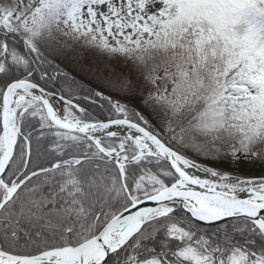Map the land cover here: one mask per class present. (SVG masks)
I'll return each instance as SVG.
<instances>
[{
	"label": "trees",
	"instance_id": "trees-1",
	"mask_svg": "<svg viewBox=\"0 0 264 264\" xmlns=\"http://www.w3.org/2000/svg\"><path fill=\"white\" fill-rule=\"evenodd\" d=\"M2 1L5 12L19 15L13 24L19 44L22 43L24 48L31 46L32 50L8 49L4 52L5 61L0 59L4 65L7 64L6 69L0 70V77H7L5 81H0V159L3 91L10 82L31 73L30 80L81 106L74 113L81 121L96 122L112 118L132 120L171 149L196 162L214 161L235 171L249 169L264 173V96L260 92L264 86V69L259 62L251 71L246 66L250 62L248 43L243 40L246 34L239 31L238 36L242 39L235 38L239 43H234L232 52H223L219 60L215 59L217 65H210L218 68L222 64L228 69L225 77L228 83L224 92H219L217 96L210 91L209 82L202 90H188L181 82H177L175 89L170 88L161 94L165 97L163 102L158 101V97L153 98L151 94L160 98V88L164 87L163 74L150 78V74L142 73L140 69L141 64L156 63L158 57L171 54L177 44L183 43L181 49L189 50L184 41L179 43L173 39L177 33L175 28L179 27L181 21L184 26L204 24L213 33H218L225 26L226 20L236 22L232 25L239 30L241 26L246 28L243 23L249 25L250 21H256L259 27L264 25V20L261 22V17L257 15L255 18L245 1L204 0L215 5L218 12L222 13L221 22L217 16L209 15L208 10L206 17L204 15L197 20L196 7L191 5L203 0H173L181 13L176 11L173 15L166 8L158 16L160 20L166 19L169 23L175 18V23L168 26L169 34L165 32L167 28L154 30L156 32L148 30L152 29L148 25L155 22L144 15L150 11V0H125L127 9L121 10L124 2L122 7H118L120 18L117 17L115 21L105 19L107 23L110 22V28L106 30L102 27L95 29L94 21L88 26L84 13L86 8L92 9V5L101 0H46L44 3H49L52 23L44 22L46 24L42 25L37 21L32 28H27L25 22L35 11L39 12V0ZM212 11L215 12L213 8ZM130 23H133L134 32L129 31ZM116 27L119 29L116 30ZM50 28H55L71 39L89 42L91 46L96 45L94 40L98 43L95 47L103 55V60H119L121 65H126V72L112 68L117 73L118 78H115L104 71L102 74L106 82L103 83L77 76L72 69L80 64V54L67 51L69 57L65 56L63 49H59L62 55L59 61H55L52 55L56 50H53L54 53L50 49L47 53L42 51L48 44L55 42V36L47 31ZM144 30L155 35H143ZM216 40L211 38L203 41L202 47L207 56L213 52L212 57L216 58L218 52L211 48ZM48 64L65 73V79L62 78L63 73L55 71ZM129 65L132 68L136 66L134 71ZM127 69L135 77L138 76L136 81H128L127 84L131 86L129 89H132L130 92L124 88L125 80L121 81L128 75ZM235 71L238 74L233 78L232 73ZM101 94L108 97H101ZM91 95L98 104L94 103V108L90 105ZM99 102L104 106L99 105ZM41 111L38 104L17 114L15 152L3 180L10 185L19 183L32 173L42 172L25 180L1 207L2 251L17 256H31L51 249L78 245L95 235L113 216L129 206L132 200L141 199L158 190L145 194L141 191L135 193L130 181L150 172L157 173V179L162 181L163 187L176 181L169 166L153 157H143L126 165L125 176L122 178L118 167L110 161L102 160L92 142L56 130ZM100 145L106 149L118 148L129 159L138 154L136 146L128 138L106 139ZM4 196L5 190L0 187V202ZM172 227L175 230H171ZM150 262L264 264V237L246 220L235 219L221 225L204 227L193 223L183 212L175 210L146 223L109 257L106 264Z\"/></svg>",
	"mask_w": 264,
	"mask_h": 264
},
{
	"label": "rangeland",
	"instance_id": "rangeland-1",
	"mask_svg": "<svg viewBox=\"0 0 264 264\" xmlns=\"http://www.w3.org/2000/svg\"><path fill=\"white\" fill-rule=\"evenodd\" d=\"M33 1H35V0H33ZM36 1L38 2V0H36ZM45 1L46 0H39V4H38L39 12L35 11L34 15H30L28 17L27 21L25 22L26 23L25 26L27 28L31 27L32 25L37 23V21L41 22L42 25L46 24L44 22H51L52 23L51 16H49V8H48L49 3L45 4L44 3ZM111 1H113V3ZM138 1H144V0H138ZM243 1H245L246 5L248 7H250L251 11L255 15V18H256V15L258 16V18L261 17V22H262L264 20V0H243ZM2 3H3V1L0 0V59L2 58L4 60L5 59L4 56L6 53L5 51H7L8 49L19 50V51H21V49H28V50H32V49L31 48L29 49V47L24 48L22 43L19 44V39H17V37H16L18 33L16 32V29L13 26V24L16 22V19L19 18V15L15 12H12V13L5 12ZM122 3H123V8H121V10L125 11L127 9V8L125 9V5L127 4V1L125 2V0H123V1L122 0H101L100 3H96V4L92 5V7H91L92 9H90V7L86 8L84 13H85V18L87 19V21H86L87 25L90 26V24H92L94 21L95 22L94 23L95 29H97L98 27H102L104 30H106L107 28H110L109 27L110 22L108 21V23H107L105 19L111 18L115 21L117 19V17L120 18V14L117 13V11H118V7H120ZM191 6L196 7L197 20L199 19V17H204V15L206 17V15H207L206 10H208L209 15H212L213 17L217 16V18L221 19V22H222V19H223L222 13L218 12L215 5H211L207 1L203 0V1H198L197 3H195V5H191ZM166 8H169L170 9L169 11L174 15V13L176 14V11H178V4L175 3L173 0H150V11L146 12L144 14V15H147L150 17L149 20L155 21L152 24L148 25V27L152 28V29H148L150 32H153L154 30L158 31V30H162L163 28L164 29L167 28L168 31H165V32H167L169 34L170 29L168 28V26L175 23V21H176L175 18H173L174 16H169V17L173 18V19L170 18L172 20L171 23L167 22L166 19L160 20V18L158 17L161 15V13ZM212 8L215 10L216 13L214 11H212ZM82 9H84V8H82ZM178 12L181 13L180 9ZM41 14L46 15V16L44 17ZM92 14H94V15L92 16ZM190 15H192V14H190ZM90 16H92V17H90ZM54 17H56V16H54ZM155 18H159V20H155ZM209 19H211L210 16H209ZM212 19L214 20V18H212ZM149 22H151V21H149ZM242 23L243 22H241L240 24H242ZM232 24H237V23L234 21L228 22V20H226L225 26H223L220 30H218V33H213L212 29L204 26V24L203 25L197 24V25H193V26H190V25L184 26L183 22L181 21L179 27L175 28L177 30V33H175L176 35L173 36V39H175L179 43H182L184 41L185 45L188 46L189 50L181 49L180 46L183 45V43L180 45L177 44L175 46V50H173V52L171 54H166L165 57L164 56L158 57L157 62H156L157 64L151 62L150 64L145 63V64H141L142 66H140V69H142V73L146 72L148 75L150 74V78L155 77V76L159 75L160 73L163 74L162 76H163V80H164V83H163L164 87L160 88L161 89L160 90V98L156 94H151L152 97L153 98L158 97L156 100H158V101L161 100L163 102L165 97H162L161 94L167 92V90H170V88L175 89L177 82H181L186 87V89H188V90L205 89L208 86V82H209L211 85V89H212L210 91H212V94L214 96H217L219 92H220V94H222L224 92V87L228 83V79L225 78L227 76L228 69H227V67L223 66L222 64L220 66H218V68H216L214 66L210 67V65L211 64L217 65V63H218L217 60H219L221 55H223V52H225V53H229V52L231 53L232 52L231 50H233L232 46L234 45V43L235 44L239 43L238 41H235V40L238 38L242 39V37L238 36L239 31H242L244 34H246L243 40H244V43H248L247 53L250 55V56H248L250 59V62L248 61L249 63L246 66L249 68V71H251L255 66H257V62H259L260 67H262L264 69V25L261 24V27H259L258 23L256 21H250L249 25L243 23V25H245L246 28L241 26L242 29L239 30L238 27H235V26L233 27ZM132 25H133V23H130V27H129L130 32H134ZM115 29L118 30L119 28L116 27ZM47 31L52 32L53 37L55 36L54 37L55 42H54V44H48V47L43 48L42 51L47 53L48 49H50L49 50L50 52L51 51L53 52V50H56V53H54L55 52L54 51L53 52L54 55H52V57L54 58L55 61H57V59L59 61V59L62 55V52L59 51V49L60 50L63 49L62 51H63V53H65V56L67 55L66 54L67 51H71V52H74L76 54H80V57L78 58V61H80V64L78 66L75 65L74 69H72L77 76H82L84 79H87L88 81L94 80V81H99V82L103 83L104 81L106 82V79L102 74L104 71L107 72L106 74L113 75L115 78H118V77H116L117 73H116V70L112 71V68L120 69L121 72H126V68H125L126 65H124V66L121 65L122 63L119 62V60H113V59H108V61L103 60L104 59L103 55L95 47V46H98L97 45L98 43L95 42L94 40H93V42L96 45L91 46V45H89L90 44L89 42L84 43V42H81L79 39L75 40V39H71L69 37H66L65 34L60 33V31H57L55 28H50V30H47ZM154 32H156V31H154ZM115 33L118 35L117 31ZM146 34L148 36L149 35H151V36L155 35V33L148 34L145 31V33H143V35H146ZM211 38L214 40L217 39L211 45L212 46L211 48H214L215 51L218 52L216 58L212 57L213 52H212V54L207 56V52L203 50V47H204L203 41L206 39H211ZM67 56H69V55H67ZM215 59H217V60H215ZM242 64H243V61H242ZM48 66H52V67H54L55 71H57V72L59 71V73H63V72H61V70L59 68L57 69L53 65L48 64ZM129 67H130V69H132V71H134V69L136 68V66H134L135 68H132L130 65H129ZM6 68H7V64L4 65L1 61L0 62V70L3 71ZM241 69H244V68H241ZM241 69H239V72L241 71ZM132 71L128 70V75H126V77L124 79H121L122 82L125 80L124 81V86H125L124 88L128 92H130L132 90V89H129L131 86H129V84H127L128 81H132V80L136 81L135 79L138 77V76L135 77V75H133ZM236 71H235V73L230 72L233 74L232 75L233 78L238 74V72H236ZM63 74H64L63 75L64 77H62V78L65 79L66 74L65 73H63ZM229 78H231V76ZM6 79H7V77H5V76L0 77L1 82L5 81ZM70 79L71 78H69V80ZM32 82H34V81H32ZM34 83H36V82H34ZM262 87L263 88L260 92L264 96V86H262ZM26 90H28V89H26ZM28 91L31 92V90H28ZM82 92H84V91L82 90ZM190 93H192V92H190ZM33 94L34 93L29 94V95H22L21 94L17 97L14 96L12 98L13 111L16 113L17 110L20 109L23 105L31 106L33 103H36L37 98H35V96ZM87 95L88 94H86V96ZM101 95H103V94H101ZM105 97H108V96H105ZM94 103L96 104L97 100H96V98H93L91 95V104L90 105H93L92 108H94V106H95ZM101 104H102V106H104L103 103L99 102V105H101ZM87 105H89V103H87ZM96 105H98V104H96ZM179 105H182V104H179ZM77 106H79V105H77ZM79 107L81 109V106H79ZM55 109H56V114L58 116H60L61 118L68 119V120H74L76 122L78 121V120H76V117L72 114L71 110H69L66 105L56 103ZM41 112L44 113V110ZM15 113L13 114V118H12V131H13L14 137H15V134L17 132V128H16L17 118H16V122H15V116H16ZM44 115H45V113H44ZM115 119H122V120H126V121H131L133 123H136V124L142 126L141 124H139L135 121H132V120H128V119H124V118H115ZM99 121H102V120H99ZM104 121H109V120H104ZM80 122L84 124L83 121H80ZM119 138H121V139L128 138L130 140V142L132 141V143L136 146V148L138 150V155L141 153H144V149L138 145L137 139L134 138L132 135L127 134V133H125V134L114 133V134H112V136H110V138H105L104 140H106V139L118 140ZM4 142H5V140H4V135H3L2 147H1L2 154H5ZM177 153H179V152H177ZM182 156H184V155H182ZM184 157L189 159L190 161H192L194 163H197L198 165H201L207 173H210L211 175H213L219 179L264 177V173L262 171H259V170L256 171V170L247 169L244 171H235V170L229 169L227 166H225L222 163H218V162H214V161H198V162H196L192 158H189L186 156H184ZM131 161L132 160H130L128 156H126L125 154H123V152H121L119 166L125 167ZM163 162L167 166H169L165 161H163ZM157 177H158V175L155 172L154 173L150 172V174H143L138 179L136 178V179L130 181L131 187L133 188L135 193L137 191H141V193H143V194H145L146 192H152V190L160 189L163 187V184H162V181L157 179ZM177 180L178 179H176L175 182H177ZM174 183H172L170 185H173ZM170 185H168V186H170ZM136 195H139V194H136ZM168 212H169L168 209H163V210L158 211L156 214L157 215L158 214H167ZM172 229L175 230L174 227H172L171 230ZM173 234L178 235L177 232L176 233L173 232ZM0 251H2V250H0ZM5 253H7V252H5ZM39 254H41V253H39ZM13 256H16V255H13ZM49 261H55V258H51ZM43 264H54V263L53 262H47V263H43ZM145 264H158V263L150 262V263H145Z\"/></svg>",
	"mask_w": 264,
	"mask_h": 264
},
{
	"label": "water",
	"instance_id": "water-1",
	"mask_svg": "<svg viewBox=\"0 0 264 264\" xmlns=\"http://www.w3.org/2000/svg\"><path fill=\"white\" fill-rule=\"evenodd\" d=\"M18 88H28L38 96L45 115L53 127L88 138L97 147H99L98 141L100 139L108 138L114 134L111 131L112 128L121 127L131 131L130 133H136L137 136L149 142L159 151V154L151 153L149 155L165 161L178 180L173 185L167 186L152 195L133 201L104 224L95 235L76 246L51 250L28 257H14L2 252L3 254L26 260V262H33L56 251L72 250L78 259L76 264H106L110 255L124 246L147 222L162 216V214L157 215L156 213L163 209L180 210L192 222L204 227L221 225L234 219H244L251 222L264 234V201L261 200L264 197V177L236 179L213 177L205 180L194 178L186 174L183 169L189 170L191 168L206 172L205 169L165 145L142 126L122 119L91 124H69L54 113V110L56 112L55 105L58 103L75 108V104L27 80H17L10 83L2 96V128L5 140V154H3L0 161V185L14 156L15 137L12 131V98L13 92ZM102 153L109 161L118 165L120 158L117 152L110 151L105 153L102 151ZM119 170L121 175H123L121 167ZM39 172L32 173L26 178L28 179ZM7 200L0 204V208ZM196 201L204 202L224 213L216 217L205 216L199 212L195 205ZM135 223L138 224L129 229L123 237H120L119 232L124 226H130ZM47 262L56 264L57 261L56 259L55 261L42 259L40 264Z\"/></svg>",
	"mask_w": 264,
	"mask_h": 264
},
{
	"label": "bare ground",
	"instance_id": "bare-ground-1",
	"mask_svg": "<svg viewBox=\"0 0 264 264\" xmlns=\"http://www.w3.org/2000/svg\"><path fill=\"white\" fill-rule=\"evenodd\" d=\"M15 97L19 96V95H29L32 94V92L26 90L25 88H18L17 90H15L14 93ZM54 113L56 114L55 110ZM65 121V119H63ZM67 123L76 125V123H74V121H70L67 120ZM112 132L117 133V134H130L132 135L134 138L137 139L138 141V145L144 149V153H152V154H159V151L153 146L151 145L149 142L143 140L142 138L138 137L136 135V133H130L131 131H127L126 129L123 128H112L111 129ZM183 169V168H181ZM183 171L186 174H189L191 176H193L194 178L197 179H212L213 176L211 174H208L207 172H202V171H198L196 169H183ZM261 200L264 201V197L261 198ZM195 205L197 206L199 212L205 216H209V217H216L218 215H221L222 213H224L221 210H217L209 205H207L204 202H199L196 201ZM138 223H135L133 225H126L124 226V228H122L119 232L120 237H123L129 229H132L133 227H135ZM51 258H56V264H76L78 259L76 257L75 252H73L72 250H63V251H56L52 254H48L45 255L44 257H40L39 259H37V261H33V262H26V260L23 259H18V258H13L10 257L8 255L3 254L0 251V264H40V262L43 260H50Z\"/></svg>",
	"mask_w": 264,
	"mask_h": 264
},
{
	"label": "flooded vegetation",
	"instance_id": "flooded-vegetation-1",
	"mask_svg": "<svg viewBox=\"0 0 264 264\" xmlns=\"http://www.w3.org/2000/svg\"><path fill=\"white\" fill-rule=\"evenodd\" d=\"M30 76H31V74L28 76V79H31ZM27 108H28L27 106H24V107H23V110H22V113H23L25 110H27Z\"/></svg>",
	"mask_w": 264,
	"mask_h": 264
}]
</instances>
